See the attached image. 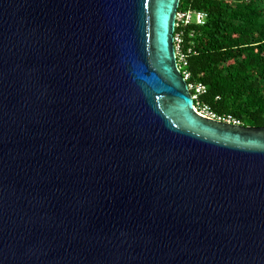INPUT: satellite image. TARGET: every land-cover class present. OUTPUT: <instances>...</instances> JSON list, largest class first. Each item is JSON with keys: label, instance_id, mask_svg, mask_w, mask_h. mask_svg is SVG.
I'll return each mask as SVG.
<instances>
[{"label": "water", "instance_id": "95a60500", "mask_svg": "<svg viewBox=\"0 0 264 264\" xmlns=\"http://www.w3.org/2000/svg\"><path fill=\"white\" fill-rule=\"evenodd\" d=\"M179 0H0V264H264V126L193 110Z\"/></svg>", "mask_w": 264, "mask_h": 264}, {"label": "trees", "instance_id": "16d2710c", "mask_svg": "<svg viewBox=\"0 0 264 264\" xmlns=\"http://www.w3.org/2000/svg\"><path fill=\"white\" fill-rule=\"evenodd\" d=\"M206 14L184 30L191 78L206 87L201 101L243 126H264V0H181Z\"/></svg>", "mask_w": 264, "mask_h": 264}, {"label": "built area", "instance_id": "2783aa9c", "mask_svg": "<svg viewBox=\"0 0 264 264\" xmlns=\"http://www.w3.org/2000/svg\"><path fill=\"white\" fill-rule=\"evenodd\" d=\"M206 19V14L202 11L193 10L191 8H184L179 0L177 10L174 17V30H173V49L175 55V62L178 71L180 72L183 80L186 82L188 91L193 101V110L198 114L225 124L242 125L241 121L230 114H217L210 109L208 105L201 101V96L205 93L206 87L199 82H188L191 78L190 71L188 70L187 57L191 52L190 48L184 47V30L191 24L203 25Z\"/></svg>", "mask_w": 264, "mask_h": 264}]
</instances>
